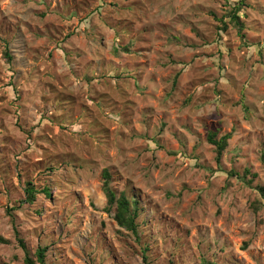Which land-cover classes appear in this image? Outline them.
<instances>
[{"label": "rangeland", "instance_id": "rangeland-1", "mask_svg": "<svg viewBox=\"0 0 264 264\" xmlns=\"http://www.w3.org/2000/svg\"><path fill=\"white\" fill-rule=\"evenodd\" d=\"M259 188L264 0H0V264H264Z\"/></svg>", "mask_w": 264, "mask_h": 264}, {"label": "trees", "instance_id": "trees-1", "mask_svg": "<svg viewBox=\"0 0 264 264\" xmlns=\"http://www.w3.org/2000/svg\"><path fill=\"white\" fill-rule=\"evenodd\" d=\"M239 5H241V3H238V5L234 6V9L231 12V15H232V19L234 20V23L236 24V26H238L239 28H242L240 17L238 15ZM5 45L7 48L6 57L8 61L11 62L12 57L9 54L8 44L5 43ZM215 138H216V134L213 133L209 135V142L216 147L218 161H220L225 149L228 146V141L231 139V135H226L218 141ZM102 175H103V191L107 199V211L111 212V210H114L115 220L118 226L134 234L138 238L139 237V225H138L139 211L137 208V202H133L132 198L128 197V195L125 192H121L120 194H117V192L113 190L111 186L112 175L108 169H105ZM48 191L49 190H46V194L50 196ZM259 191L261 192V195L264 198V188H259ZM26 192L28 195L27 202L29 204H33L36 200L37 191L31 183L27 184ZM23 203L24 202L21 201L19 204L22 205ZM0 242L7 243V241L1 237H0ZM20 243H21V246L25 248L24 241L20 240ZM47 251H48V248H42V247H40L37 250L36 256L40 264H46ZM25 263L26 264H37L29 256L26 257ZM202 264H211V263L204 261Z\"/></svg>", "mask_w": 264, "mask_h": 264}]
</instances>
